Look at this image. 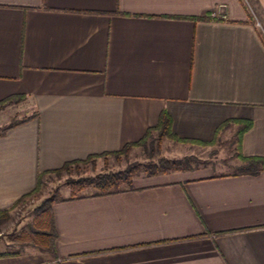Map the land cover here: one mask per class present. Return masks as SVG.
<instances>
[{
  "label": "crops",
  "instance_id": "0c3cea01",
  "mask_svg": "<svg viewBox=\"0 0 264 264\" xmlns=\"http://www.w3.org/2000/svg\"><path fill=\"white\" fill-rule=\"evenodd\" d=\"M10 96L22 99L0 109V128L15 122L0 134V210L38 172L137 141L163 110L181 139L211 140L231 121L217 137L233 152L232 120L247 121L237 151L264 161V0H0ZM66 196L50 205L55 256L0 264H264V169Z\"/></svg>",
  "mask_w": 264,
  "mask_h": 264
},
{
  "label": "trees",
  "instance_id": "16d2710c",
  "mask_svg": "<svg viewBox=\"0 0 264 264\" xmlns=\"http://www.w3.org/2000/svg\"><path fill=\"white\" fill-rule=\"evenodd\" d=\"M198 18L201 19L202 17H196L195 19ZM21 99L22 96H10L4 98L0 100V109L7 104L17 102ZM229 122L231 121L228 120L220 124L216 128L214 136L211 140L202 141L181 139L171 132L170 118L163 110L159 113L155 125L147 128L140 139L135 142L124 144L119 150L88 155L83 159L64 162L59 168L38 172L36 174L34 188L27 194H24L15 200L8 208L0 210V225L9 220L10 211L22 200V198L36 194L41 189L42 177L44 175L64 173L66 175L64 183L68 190L66 198L71 199L82 196V191L85 189H91V195H101L128 189L131 187L132 178L137 172H142L143 175L150 176L175 171H189L199 167H205L208 164V158H198L192 154L174 158L159 157L157 160H148L142 164H138L137 162H127L120 169L109 168L106 164V159L108 157H113L115 160L120 158L127 160V157L132 149L145 147L146 143L152 141L155 142V150L158 151L160 143L163 139L177 144L194 145L199 148H212L218 144L217 133ZM232 122L238 123L239 126L234 132L233 141L234 156L238 161V164L231 174H257L260 170L264 169L263 159L259 156H242L237 151V148L240 145L241 135L248 128L249 123L247 121L239 120H232ZM14 123V121H11L6 127H9ZM6 127L0 128V134ZM211 151L210 153H212ZM152 154V152L148 153L147 157L151 158ZM98 158L103 160L102 169L89 174H81L80 167L93 165L95 160ZM72 172L76 174V176H72ZM57 199L63 200L64 198H57L54 197V195L43 198L33 208L31 219L14 236V239L20 246H30L41 253L46 259L53 258L55 256L54 240L56 233L50 213V205ZM17 254L18 251L0 252V257Z\"/></svg>",
  "mask_w": 264,
  "mask_h": 264
},
{
  "label": "rangeland",
  "instance_id": "374dc122",
  "mask_svg": "<svg viewBox=\"0 0 264 264\" xmlns=\"http://www.w3.org/2000/svg\"><path fill=\"white\" fill-rule=\"evenodd\" d=\"M5 117V113H3L0 119H6ZM232 146V141L229 140V138H224L218 139V144L212 148L195 150L190 149V147L185 145H180L163 139L158 151L155 150V142L152 141L146 143L145 147L132 149L127 160L122 158L115 160L113 157H108L106 159V164L111 169H120L127 162H137L138 164H142L148 160H157L159 157L174 158L192 154L198 158H208L207 168L212 172L226 173L234 171L238 164ZM210 151L212 153H210ZM150 152L153 153L151 158L147 157ZM102 166L103 160L98 158L93 165L80 167V171L81 174H89L102 169ZM206 172H208V170ZM140 175H143V173L137 172L133 177L135 178ZM72 176H76V174L72 172ZM65 177L66 175L64 173L44 175L42 177L41 189L36 194L22 198V200L10 211L9 220L0 228V251L34 250V248L27 245L20 246L14 239V236L31 219L33 208L43 198L50 195L59 198L68 194L67 187L64 183ZM90 191L91 189H85L82 193Z\"/></svg>",
  "mask_w": 264,
  "mask_h": 264
}]
</instances>
